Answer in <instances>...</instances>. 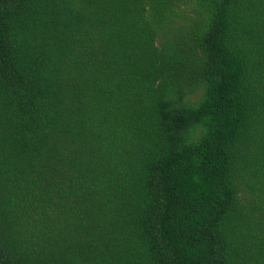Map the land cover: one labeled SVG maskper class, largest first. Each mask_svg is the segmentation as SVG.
Segmentation results:
<instances>
[{"label":"trees","instance_id":"obj_1","mask_svg":"<svg viewBox=\"0 0 264 264\" xmlns=\"http://www.w3.org/2000/svg\"><path fill=\"white\" fill-rule=\"evenodd\" d=\"M0 264H264V0H0Z\"/></svg>","mask_w":264,"mask_h":264}]
</instances>
